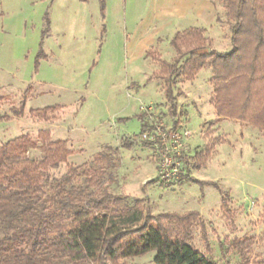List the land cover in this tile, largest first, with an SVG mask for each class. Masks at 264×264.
<instances>
[{
    "label": "rangeland",
    "instance_id": "obj_1",
    "mask_svg": "<svg viewBox=\"0 0 264 264\" xmlns=\"http://www.w3.org/2000/svg\"><path fill=\"white\" fill-rule=\"evenodd\" d=\"M146 3L104 0L101 8L99 0H0V116L11 117L0 122V145L21 135L39 142L41 130L52 140L67 139L71 154L52 171L56 177L68 166L96 167V154L108 155L113 166L105 168L111 178L104 185L111 193L144 200L152 214L199 213L207 243L195 225L199 254L184 264H264V132L216 118L209 69L177 84L178 113L169 115L162 81L153 78L158 60L176 55L169 35L147 48L152 57L131 60L127 54ZM216 13L221 21L215 18L206 35L211 48L226 53L229 28L219 3ZM27 88L23 116H11ZM54 105L62 109L46 120L32 113ZM141 113L147 123L176 131L189 157L218 145L187 178L162 182L156 149L140 138ZM125 139L132 147L121 146ZM220 190L228 195L225 208ZM154 255L104 264H155Z\"/></svg>",
    "mask_w": 264,
    "mask_h": 264
},
{
    "label": "trees",
    "instance_id": "obj_2",
    "mask_svg": "<svg viewBox=\"0 0 264 264\" xmlns=\"http://www.w3.org/2000/svg\"><path fill=\"white\" fill-rule=\"evenodd\" d=\"M99 1L103 8L104 0ZM218 3L231 49L217 52L206 29L189 27L172 36L169 45L176 55L172 61L158 60L153 78L162 81L168 113L176 117L177 84L209 69L216 118L244 122L264 132V0ZM151 50L144 58L152 57ZM30 91L24 90L11 116H23ZM61 109L44 106L32 113L46 120L49 113ZM144 116H138L141 133L148 126ZM10 118L1 115L0 122ZM38 139L21 135L0 145V264H104L151 251L155 264H184L199 254L193 242L197 224L207 243L198 212L152 214L144 200L111 193L104 185L105 168L113 166L108 155L96 154V167L68 166L63 175L54 176L52 171L71 154L68 140H52L44 130L38 132ZM132 145L126 139L121 143L125 148ZM217 145L184 156L179 177L185 179L192 169H200ZM106 149L118 151V147ZM220 196L225 208L228 195L220 190Z\"/></svg>",
    "mask_w": 264,
    "mask_h": 264
},
{
    "label": "crops",
    "instance_id": "obj_3",
    "mask_svg": "<svg viewBox=\"0 0 264 264\" xmlns=\"http://www.w3.org/2000/svg\"><path fill=\"white\" fill-rule=\"evenodd\" d=\"M218 0H147L141 27L132 34L127 44L131 60L144 58L163 34L169 40L179 31L189 27H208L215 20Z\"/></svg>",
    "mask_w": 264,
    "mask_h": 264
},
{
    "label": "built area",
    "instance_id": "obj_4",
    "mask_svg": "<svg viewBox=\"0 0 264 264\" xmlns=\"http://www.w3.org/2000/svg\"><path fill=\"white\" fill-rule=\"evenodd\" d=\"M140 135L143 141L150 143L156 149L159 179L162 182L169 183L172 179L178 178L182 173V158L187 156L180 151L181 140L179 134L171 129L168 131V129H162L158 125L148 123V126Z\"/></svg>",
    "mask_w": 264,
    "mask_h": 264
}]
</instances>
